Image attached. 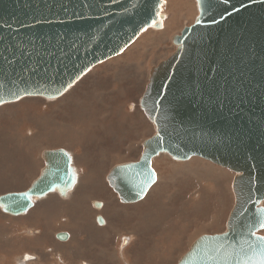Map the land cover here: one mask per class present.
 Listing matches in <instances>:
<instances>
[{
	"label": "water",
	"instance_id": "obj_1",
	"mask_svg": "<svg viewBox=\"0 0 264 264\" xmlns=\"http://www.w3.org/2000/svg\"><path fill=\"white\" fill-rule=\"evenodd\" d=\"M198 16L151 68L140 100L155 127L138 162L115 166L110 186L134 203L156 183L152 159L199 157L236 174L226 231L199 238L179 264H264V0H196ZM164 0H0V106L55 100L92 68L161 30ZM27 192L0 196L18 217L77 182L65 150L46 151ZM101 218H99V222ZM66 240L67 235L61 234Z\"/></svg>",
	"mask_w": 264,
	"mask_h": 264
},
{
	"label": "rangeland",
	"instance_id": "obj_2",
	"mask_svg": "<svg viewBox=\"0 0 264 264\" xmlns=\"http://www.w3.org/2000/svg\"><path fill=\"white\" fill-rule=\"evenodd\" d=\"M162 13L161 30H145L125 52L92 68L60 98H24L0 106V195L29 188L44 167L45 150L71 153L79 182L68 198L50 194L22 216L0 210V264H30L22 260L26 254L39 255L31 264H178L196 239L226 231L235 203V174L226 168L198 157L176 161L159 155L153 160L156 184L146 199L133 204L121 203L106 180L113 167L138 162L143 142L154 134L140 99L151 68L175 52L172 37L194 24L197 3L164 0ZM135 46L141 54L87 78ZM69 96L68 104L61 103ZM94 202H101V209ZM40 203L42 216H29ZM61 232L69 234L67 241L57 239ZM126 238L131 241L122 246Z\"/></svg>",
	"mask_w": 264,
	"mask_h": 264
},
{
	"label": "bare ground",
	"instance_id": "obj_3",
	"mask_svg": "<svg viewBox=\"0 0 264 264\" xmlns=\"http://www.w3.org/2000/svg\"><path fill=\"white\" fill-rule=\"evenodd\" d=\"M180 23V22H179ZM174 37V36H173ZM172 37V38H173ZM172 41V40H171ZM137 50H139V47L138 46H135L134 47V49L133 50H131L130 52H132L131 54H126L123 58H121V59H119V60H117L116 62H114V63H111V64H109V65H107V66H105V67H102V68H99V69H96L95 71H93V73H91V75L89 74L88 76H87V78H90V77H92L93 75H95L98 71H100L101 69H104V68H106V67H117V68H119V66H116L118 63H120V62H122L125 58H132V57H134L135 55H136V53H139V52H137ZM139 54H141V53H139ZM155 54H156V51L154 52V53H152V52H149V53H147V58H152L153 56H155ZM154 58V57H153ZM124 79H126V78H124ZM149 81V80H148ZM143 97V96H142ZM69 100H70V96L69 97H67L66 99H64L61 103H64V104H68L69 103ZM141 100V99H140ZM16 102V101H15ZM10 103H13V102H10ZM5 104H8V103H5ZM141 107V106H140ZM144 112V111H143ZM146 115V114H145ZM147 117V116H146ZM148 118V117H147ZM149 120V119H148ZM73 121V120H72ZM150 121V120H149ZM151 122V121H150ZM66 124V123H65ZM153 125V124H152ZM153 128H154V134L150 137V138H148L147 140H149V139H151V138H153L154 137V135H155V133H156V131H155V127H154V125H153ZM147 140H145L144 142H143V152H142V155L140 156V158H139V160L142 158V156L144 155V151H145V149H144V143L147 141ZM56 150H58V149H53V150H45V151H43L42 152V154H41V157L43 156V153L44 152H46V151H56ZM59 150H64V149H59ZM66 151V150H65ZM68 152V151H67ZM69 153V152H68ZM69 154H71V153H69ZM162 154H164V153H162ZM162 154H160V155H162ZM165 155H169V154H165ZM72 156V155H71ZM170 156V155H169ZM156 157H158V156H156ZM156 157H154L153 159H152V167H153V160L156 158ZM171 157V156H170ZM72 158H73V156H72ZM199 158V157H198ZM42 160H43V162H44V167H43V169L45 168V165H46V162H45V160L43 159V157H42ZM205 160V159H204ZM207 161V160H206ZM210 162V161H209ZM212 163V162H211ZM214 164V163H213ZM121 165H123V164H121ZM72 166L74 167V163L72 164ZM118 166V165H117ZM221 167V166H220ZM75 168V167H74ZM114 168V167H113ZM112 168V169H113ZM224 168V167H223ZM42 169V170H43ZM111 169V170H112ZM154 169V168H153ZM227 169V168H226ZM42 170H41V172H40V174H39V176L41 175V173H42ZM76 170V169H75ZM111 170H110V172H111ZM154 171H155V169H154ZM110 172L108 173V175H107V177H106V180H107V182H108V176H109V174H110ZM155 173H156V171H155ZM84 174H86V173H84ZM89 174V173H88ZM232 174V173H231ZM235 174V173H234ZM38 176V177H39ZM232 176V175H231ZM235 176H236V174L234 175V178H235ZM37 177V178H38ZM83 177V176H82ZM156 177H157V173H156ZM36 178V179H37ZM234 178H233V180H234ZM36 179L31 183V185L36 181ZM156 180H157V178H156ZM77 182H78V175H77ZM77 182L73 185V187L72 188H70V189H68L67 191H66V195L65 196H62V195H60L59 193H57V192H55L56 194H58L61 198H63V199H66V198H68L69 197V195L72 193V191L76 188V185H77ZM157 182V181H156ZM79 183V182H78ZM108 184H109V182H108ZM156 184V183H155ZM154 184V185H155ZM31 185L29 186V188L31 187ZM154 185H152L151 186V188L154 186ZM109 186H110V184H109ZM111 187V186H110ZM29 188H27L26 190H24V191H20V192H11V193H23V192H27V190L29 189ZM150 188V189H151ZM111 189L115 192V190L111 187ZM150 189L145 193V195L140 199V200H138V201H136V202H139V201H141V200H143V199H146L145 198V196L148 194V192L150 191ZM232 192H233V181H232ZM55 193H52V194H55ZM83 193V192H82ZM116 193V192H115ZM6 194H10V193H6ZM117 194V193H116ZM150 194V193H149ZM3 195H5V194H3ZM48 195H50V194H48ZM47 195V196H48ZM115 195V194H114ZM233 195H234V192H233ZM0 196H2V195H0ZM46 196V197H47ZM117 196H118V198H119V200H120V202L121 203H123L122 201H121V199H120V197H119V195L117 194ZM75 197L77 198V194L75 193ZM147 197V196H146ZM200 197V196H199ZM45 198V197H44ZM43 198V199H44ZM235 198V197H234ZM42 200V199H41ZM41 200H36V202L38 201H41ZM37 202V203H38ZM77 200H75V201H73L72 203V207L74 208V207H76V205H77ZM136 202H134V203H136ZM36 204V203H35ZM124 204H133V203H124ZM138 204V203H137ZM146 204V203H145ZM235 204V203H234ZM42 205V203H40L39 205H37L36 207H35V209L29 214V216H36V215H40V216H42V209L40 208V206ZM35 205H33V207H34ZM262 206H263V203H262ZM32 207V208H33ZM93 207L94 208H96V209H101V207H102V203L101 202H94L93 203ZM140 208L142 207V205H140L139 206ZM234 207V206H233ZM31 208V209H32ZM148 208V207H147ZM31 209H29L28 211H30ZM1 210V209H0ZM124 210V209H123ZM27 211V212H28ZM140 211V210H139ZM146 211V210H145ZM26 212V213H27ZM132 212V211H131ZM26 213H24V214H26ZM134 213V212H133ZM23 214V215H24ZM11 216V215H10ZM20 216H22V215H20ZM99 218H101V221L99 222ZM63 220H64V222L65 223H68L69 222V218H67V217H65V218H63ZM97 222H98V224L100 225V226H102V225H104V219L102 218V217H98L97 218ZM106 230V229H105ZM39 231V230H38ZM29 232L32 234L34 231L33 230H30L29 229ZM28 232V233H29ZM59 234H66L67 235V239L66 240H62V239H60L59 238ZM259 234H260V232H259ZM261 235V234H260ZM39 236V235H38ZM204 236V235H203ZM56 237H57V239L58 240H60V241H67L68 239H69V234H67V233H65V232H61V233H58L57 235H56ZM129 237V236H128ZM202 237V236H201ZM201 237H199V238H201ZM198 238V239H199ZM134 239V238H133ZM198 239H196L193 243H192V245L198 240ZM127 241H131V238H126V239H123V242H122V246H126L124 243L125 242H127ZM191 245V246H192ZM123 248V247H122ZM121 248V249H122ZM126 248V247H125ZM191 248V247H190ZM102 249V248H101ZM41 250V249H40ZM53 251V250H52ZM124 249L121 251V253H122V257L124 258ZM59 252V251H58ZM69 252V251H68ZM53 253V252H52ZM25 254V253H24ZM60 254V253H59ZM69 254V253H68ZM118 254V253H117ZM120 254V253H119ZM43 256H44V254H43ZM120 256V255H119ZM148 256V255H147ZM23 258H22V260H23V262H29L30 264L32 263V262H38V260H39V255H29V254H26V255H23L22 256ZM146 257V256H145ZM16 258H17V256H16ZM54 258V257H53ZM57 258V257H56ZM149 258V257H148ZM51 259V258H50ZM72 259H74V258H72ZM15 260V259H14ZM17 260H19V259H17ZM20 260H21V258H20ZM127 260V259H126ZM181 260V259H180ZM180 260H179V262H180ZM56 261H58L57 259H56ZM21 262V261H20ZM63 262H64V260H63ZM66 262V261H65ZM179 262H178V264H179ZM58 263V262H57ZM80 263V262H79ZM37 264V263H36ZM40 264V263H39ZM62 264H64V263H62ZM69 264V263H68ZM77 264V263H76ZM81 264H94V263H87V262H81Z\"/></svg>",
	"mask_w": 264,
	"mask_h": 264
}]
</instances>
